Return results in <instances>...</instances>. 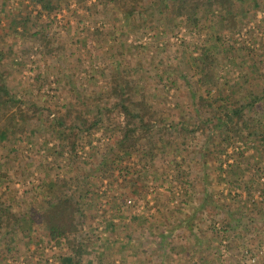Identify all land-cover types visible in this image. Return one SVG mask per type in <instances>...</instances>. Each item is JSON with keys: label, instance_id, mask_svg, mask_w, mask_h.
Returning a JSON list of instances; mask_svg holds the SVG:
<instances>
[{"label": "rangeland", "instance_id": "1", "mask_svg": "<svg viewBox=\"0 0 264 264\" xmlns=\"http://www.w3.org/2000/svg\"><path fill=\"white\" fill-rule=\"evenodd\" d=\"M164 1L182 0L18 1L5 15L19 11L0 44V264L37 251L61 264L78 239L98 264H264V0H191L196 26L155 10ZM114 71L152 106L133 134ZM234 108L240 135L218 120ZM51 187L79 209L54 242Z\"/></svg>", "mask_w": 264, "mask_h": 264}, {"label": "trees", "instance_id": "2", "mask_svg": "<svg viewBox=\"0 0 264 264\" xmlns=\"http://www.w3.org/2000/svg\"><path fill=\"white\" fill-rule=\"evenodd\" d=\"M213 1V2H212ZM200 1H196L195 3L191 0H182L180 2V5L177 7L173 5V3H166L164 1L160 6H158L157 9L159 12H161L163 9H170L176 16H185L184 20L186 23L196 26L199 23V18L197 16V12L199 10ZM219 3L223 9H229L231 8V2L228 0H210L209 5L212 3ZM44 9H46L47 12H51L56 8L57 6L52 4V0L49 2L47 1V4L43 5ZM124 8V12L126 15L132 14V11L134 10V4L130 3L129 5H123L120 6ZM234 19V15H230L228 17ZM2 50L0 49V60L2 59ZM122 69V68H121ZM122 71L120 73H116L115 71L110 75L111 83H112V92L116 95L115 100L116 103L115 106H120L122 112L125 114L126 122H125V129L128 134H133L135 130L132 128L135 125L138 124L139 126L144 125L145 121L144 118L146 117V113H148L152 106L145 103L144 99L142 98L139 101H136L133 99V96H127L125 98V93L129 91H134V93L137 91L134 89V87L130 84V80L126 77H122ZM1 82V81H0ZM4 93L7 95L3 84H0V93ZM9 99V98H8ZM255 101L259 100V98H254ZM128 103V106L125 104ZM243 113L241 108H234L231 113L226 114L223 116V118H218L220 125L224 126V128L227 130L228 134H238L240 135L242 131H244L249 124L246 122V120H243ZM215 116H213L211 119H213ZM215 119V118H214ZM136 122V123H135ZM94 126H96L95 123H93L91 126L86 127L84 131H89ZM198 128V127H196ZM199 129V128H198ZM6 132L5 130H0V138L1 136H5ZM129 140L130 144L128 146H132L133 142L137 141L135 137L128 138L126 136L125 140ZM124 140V142H125ZM59 185L57 182L54 183L52 186ZM54 187H51L49 189L50 194L52 193L51 201H46L43 212H42V221L46 227L48 237L52 241H56L59 238H63L66 236L67 232H74V222H75V213L79 210L76 209V203L73 200L72 196H67L65 192L63 191L60 195L55 196V192L53 191ZM67 225H69V229H67ZM78 241L81 243V239H78ZM78 243L80 247L77 248L76 253H74V256L77 260V257H80L82 254H84L82 245ZM73 256V257H74ZM72 257V255L70 256ZM248 261L251 262L250 258H248Z\"/></svg>", "mask_w": 264, "mask_h": 264}, {"label": "crops", "instance_id": "3", "mask_svg": "<svg viewBox=\"0 0 264 264\" xmlns=\"http://www.w3.org/2000/svg\"><path fill=\"white\" fill-rule=\"evenodd\" d=\"M18 1H19V5L20 6L30 4L31 6L40 9V11H42V10L45 11L46 9L43 8L44 7L43 5L47 4V1L49 2L50 0H0V44H3L4 45V42H6V39H4V37L6 35H8V32H7L8 28H9L8 21H11L10 20L11 18H14V20H15L16 16H18V12L19 11L17 10V8L16 9L13 8L12 9V12L13 13H11L12 14V17H10V18H9V16L8 17H5V15L6 14L9 15L10 8H12L13 4H16V2H18ZM24 3H26V4H24ZM14 10H16V11H14ZM25 12L27 13V11H25ZM5 19H8V20H5ZM3 20H5V21H3ZM5 22H6V26H4ZM2 39H3L4 42L2 41ZM256 239L257 240H253V239L251 240V239H249V242L253 241L252 243H257V244L260 243V239L257 238V237H256ZM47 240H49L50 242H54V241L50 240L49 237H47ZM142 244H144V243L142 242ZM142 248H143V246L138 249V251L140 250L139 251V254H141V251L145 253V251ZM132 249H134V247H132ZM40 255L41 254H38V251H37L36 252V255H34L35 257H37V259L33 256V258L36 259L35 262L32 259V261L34 262V264H45L44 263L45 260L42 259L43 256H40ZM73 256L74 255H72V257H70V255H69L66 258L64 257L63 259H59V260L61 261V264H81V263H83V264H98L99 261H100V259H98L97 257L90 256V255L88 256L87 254H82L80 257H77V260H76L75 256L74 257ZM131 256L134 257L133 255H131ZM16 258L17 257H15V259ZM115 258H118L119 262H121V261L124 262V259H125L126 260V263H131V259H132V258H129V257H126V256L124 258L123 256H120V255H117ZM0 260H1V258H0ZM54 260L58 261L56 258ZM132 260H134V259H132ZM139 260H142V258L140 256H139ZM47 261L48 262H53L52 257L47 258Z\"/></svg>", "mask_w": 264, "mask_h": 264}, {"label": "built area", "instance_id": "4", "mask_svg": "<svg viewBox=\"0 0 264 264\" xmlns=\"http://www.w3.org/2000/svg\"><path fill=\"white\" fill-rule=\"evenodd\" d=\"M250 260H251L252 263L255 261L253 256L250 257Z\"/></svg>", "mask_w": 264, "mask_h": 264}]
</instances>
